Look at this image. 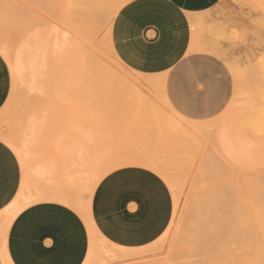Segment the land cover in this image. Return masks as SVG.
I'll return each mask as SVG.
<instances>
[{
	"label": "rangeland",
	"instance_id": "rangeland-1",
	"mask_svg": "<svg viewBox=\"0 0 264 264\" xmlns=\"http://www.w3.org/2000/svg\"><path fill=\"white\" fill-rule=\"evenodd\" d=\"M119 1L77 33L74 0H0V55L11 76L0 140L21 149L27 188L39 196L88 202L100 177L126 167L167 184L174 214L164 235L140 249L98 240L88 264L264 261V0H223L193 24V51L223 61L236 83L227 108L210 118L185 115L164 79L119 59L112 27L132 0ZM238 44L246 53H236ZM207 232L218 233L212 252Z\"/></svg>",
	"mask_w": 264,
	"mask_h": 264
},
{
	"label": "crops",
	"instance_id": "crops-1",
	"mask_svg": "<svg viewBox=\"0 0 264 264\" xmlns=\"http://www.w3.org/2000/svg\"><path fill=\"white\" fill-rule=\"evenodd\" d=\"M222 1L132 0L113 23L112 43L123 64L164 79L177 109L190 117L218 115L235 94L223 61L193 51V24ZM246 49L238 44L236 53ZM10 90V70L0 55V114ZM23 162L14 144L0 140V264H6L4 257L8 264H87L98 240L140 249L163 236L173 219V195L151 170L110 172L88 202H78L28 189Z\"/></svg>",
	"mask_w": 264,
	"mask_h": 264
},
{
	"label": "bare ground",
	"instance_id": "bare-ground-1",
	"mask_svg": "<svg viewBox=\"0 0 264 264\" xmlns=\"http://www.w3.org/2000/svg\"><path fill=\"white\" fill-rule=\"evenodd\" d=\"M75 2V5H76V14H75V28H76V32L78 33V32H80L85 26H93V25H95L94 24V22H95V20H96V18H97V16L100 14V12L102 11V13L104 12L103 10L105 9V7H104V5H106L107 4V2H109L110 3V6L112 7V6H114V5H117V4H119L120 3V1L119 0H74ZM128 1V0H127ZM126 1V2H127ZM119 2V3H118ZM72 3V2H71ZM106 3V4H105ZM109 3L106 5L107 7L109 6ZM75 7V6H74ZM73 7V10L72 11H74V8ZM103 7H104V9H103ZM103 9V10H102ZM115 9V8H114ZM108 11L110 10L109 8L107 9ZM112 11V10H111ZM116 12H119L118 11V8H117V10H116ZM73 13V12H72ZM106 13V12H105ZM107 14V13H106ZM111 14V13H110ZM113 14H117V13H113ZM117 16V15H116ZM99 19V18H98ZM108 19V18H107ZM101 21V20H100ZM106 21H109V20H106ZM70 23H71V21H69ZM110 22V21H109ZM111 22H112V20H111ZM110 22V23H111ZM194 23V22H193ZM72 24V23H71ZM195 24V23H194ZM72 26V25H71ZM71 28V27H70ZM88 28V27H87ZM93 29H94V27H92ZM72 29V28H71ZM89 29V28H88ZM74 30V29H73ZM95 31H97V30H95ZM73 32V31H72ZM75 32V31H74ZM75 32V33H76ZM76 33V34H77ZM91 33V32H90ZM78 35V34H77ZM84 35H85V33H84ZM89 36H90V34H88ZM91 35H92V33H91ZM79 36V35H78ZM82 36V35H81ZM86 36V35H85ZM80 37V36H79ZM84 38V37H83ZM96 38V37H95ZM50 41H52V40H50ZM83 41V40H82ZM96 41V40H95ZM94 41V42H95ZM81 44H82V42H81ZM87 44V43H86ZM206 44H208V43H206ZM210 44V43H209ZM204 45V44H203ZM212 44H210V46H208V50H209V47H212V49H215V48H213V46H211ZM94 46V45H93ZM80 47V46H79ZM216 47V46H215ZM5 48V47H4ZM80 48H78V50H79ZM211 50V49H210ZM219 50V49H218ZM221 50V49H220ZM223 53V52H222ZM220 55H222V54H220ZM7 56V55H6ZM8 57V56H7ZM18 61L16 60V65H15V70H14V73L16 74V75H18L19 74V72H20V67H19V64L17 63ZM120 64V63H119ZM64 65H67L66 63L64 64ZM100 65V64H99ZM99 67V66H98ZM97 67V69H99ZM63 68V67H62ZM102 68V67H101ZM14 69V68H13ZM70 69V68H69ZM106 69V68H105ZM71 70V69H70ZM69 70V71H70ZM76 71V70H75ZM103 71V70H102ZM65 72H67V71H65ZM107 72V71H106ZM105 72V73H106ZM72 73V72H71ZM104 73V74H105ZM70 74V73H69ZM73 74V73H72ZM71 74V75H72ZM102 74H103V72H102ZM108 74V73H107ZM70 75V76H71ZM95 75H98V74H95ZM109 75V74H108ZM141 75V74H140ZM20 76V75H19ZM69 75L67 74V77H68ZM68 77V78H71V77ZM80 77V76H79ZM97 77V76H96ZM104 77H105V75H104ZM16 78V77H15ZM81 78V77H80ZM157 78V77H156ZM63 79V78H62ZM73 79V78H72ZM100 79V78H99ZM109 79V78H108ZM114 79V78H113ZM136 79V78H135ZM64 80H66V79H64ZM63 80V81H64ZM68 81H70L69 79H67ZM66 80V81H67ZM75 79H73V81H74ZM57 81V80H56ZM72 81V80H71ZM100 81V80H99ZM134 81H136L137 82V80H134ZM103 82V81H102ZM114 82V81H113ZM138 82H140L139 80H138ZM143 82H144V80H143ZM67 83H70V82H67ZM73 83H75V82H73ZM146 83H148V81L146 80ZM103 85L105 84V83H102ZM102 85V86H103ZM148 85V84H147ZM149 86V85H148ZM157 86V85H156ZM105 87V86H104ZM111 87V86H110ZM139 87V86H138ZM147 88V87H146ZM58 90H59V92H61L60 90H62L61 88L59 89V87H58ZM63 91V90H62ZM110 91V90H109ZM59 92H57V93H59ZM63 93V92H62ZM62 93H59V94H62ZM53 102H51V104H52ZM54 104V103H53ZM50 106V105H49ZM48 106V107H49ZM52 108V107H51ZM54 108V107H53ZM47 110V109H46ZM50 110V109H49ZM179 116V115H178ZM174 124V123H173ZM10 127V126H9ZM8 127V128H9ZM174 127V126H173ZM7 129V128H6ZM13 130H14V128H12ZM176 129V128H175ZM180 129V128H179ZM191 131V130H190ZM190 131H188V132H190ZM33 131H31V133H32ZM198 133H199V129H198ZM36 135H37V133H35ZM89 134V133H88ZM179 135V134H178ZM199 135V134H198ZM204 135V134H203ZM202 135V136H203ZM18 137V136H17ZM20 137H22V136H20ZM23 139V138H22ZM21 139V140H22ZM39 139V138H38ZM89 139V138H88ZM184 139H185V137H184ZM30 140V139H29ZM90 140V139H89ZM17 141V140H16ZM38 141V140H37ZM19 142V141H18ZM17 142V143H18ZM22 142V141H21ZM34 142V141H33ZM89 142V141H88ZM80 143V142H79ZM91 143V142H90ZM21 144V143H20ZM23 144V143H22ZM31 144V143H30ZM33 144V143H32ZM82 144V143H81ZM88 145V144H87ZM86 145V146H87ZM83 146V145H82ZM84 147V146H83ZM88 147H89V145H88ZM31 148V147H30ZM90 148V147H89ZM93 148V147H92ZM19 149H20V147H19ZM63 149V148H62ZM65 149V148H64ZM91 150V149H90ZM20 151H21V149H20ZM27 151H28V148H27ZM85 151V150H84ZM71 152V151H70ZM69 152V153H70ZM65 153V152H64ZM87 156H88V154H87ZM96 157V156H95ZM136 157V156H135ZM94 160V159H93ZM84 161V160H83ZM108 161V160H107ZM85 162V161H84ZM83 162V163H84ZM89 162V161H88ZM102 162V161H101ZM103 163V162H102ZM109 163V162H108ZM89 164V163H88ZM104 164V163H103ZM106 165V164H105ZM84 166V165H83ZM87 166H89V165H87ZM28 167V166H27ZM86 168V167H85ZM104 168V167H103ZM88 171V170H87ZM104 171V170H103ZM86 174H87V172H86ZM92 174V173H91ZM101 178V177H100ZM223 199H224V196L223 195H218L217 196V199H215L216 200V203H217V206L219 205H222L221 203L223 202ZM72 204V203H71ZM25 206V205H24ZM86 210V209H85ZM235 216H237V215H235ZM206 231V230H205ZM204 231V232H205ZM207 234V239H208V245L209 246H207V243H206V247H208V248H210V252H212L213 251V248L215 247V245L218 243V242H220L219 241V238H218V233L216 232L214 235H212V234H208V232L206 233ZM221 231H220V236H221ZM223 236H224V234H223ZM200 237L199 236H197V238L195 239V242L198 244V245H200V244H202V240H200L199 239ZM203 238V237H202ZM207 239H205L206 240V242H207ZM220 240H221V238H220ZM204 242V241H203ZM200 243V244H199ZM205 247V245L203 246V248H206ZM208 248H206V250L208 249ZM192 251V250H191ZM199 252V251H198ZM197 252V253H198ZM207 253H208V250L206 251ZM209 252V253H210ZM204 253H205V249H204ZM96 254V253H95ZM192 254L194 255V251H192ZM196 254V253H195ZM201 255V254H200ZM196 256V255H195ZM92 257H93V251H91V253H90V256H89V259H88V262H87V264L89 263V261L92 259ZM4 259L6 260V264H8V262H7V259H6V257H4ZM197 263H198V261H197ZM201 263V262H200ZM205 263V262H204ZM204 263H202V264H204ZM244 263V262H243ZM246 263H248V264H264V261H261V260H258V259H256V260H254L253 262H246ZM245 263V264H246ZM196 264V263H195ZM205 264H207V263H205ZM234 264H236V262L234 263ZM239 264V263H238Z\"/></svg>",
	"mask_w": 264,
	"mask_h": 264
}]
</instances>
